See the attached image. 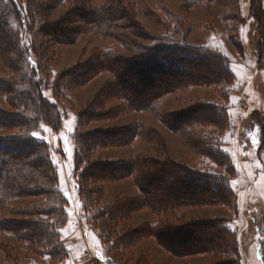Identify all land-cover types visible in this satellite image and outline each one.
<instances>
[{
    "label": "trees",
    "instance_id": "1",
    "mask_svg": "<svg viewBox=\"0 0 264 264\" xmlns=\"http://www.w3.org/2000/svg\"><path fill=\"white\" fill-rule=\"evenodd\" d=\"M67 1L49 0V6L59 7ZM92 1L76 0L75 6L69 8L60 21L50 26L46 25L47 27L39 31L49 42L61 45L75 44L79 38L90 36L92 39L113 42L123 48V51L96 49L88 58L61 74V83L57 86L56 93L66 92L69 87L74 90L80 89L101 74L110 76L107 84L80 114V127L90 125L99 119L115 120L131 113L159 114L165 126L167 125L169 129L177 133L188 147L191 143L189 150L194 148L193 157L196 161L209 159L222 168L224 174L215 175L207 170L193 169L176 162L167 151L165 139L154 132L153 128L141 123L114 131L91 130L87 133H78L77 139L84 143L86 155H80L79 152L74 155L73 176L79 180V199L83 211L86 214L92 212L90 196L97 195L100 200L102 199L105 193L103 185H109L108 183L116 182L124 177H133L134 183L141 191V200L134 202L135 200L118 201L117 199L115 203L100 210L93 216L99 228L105 227L110 234L116 236V239L125 243L133 242L127 238L129 233L118 235L120 219L131 215V208H147L158 217V223L143 226L144 230L138 231L136 239L139 235L148 233L147 235H152L156 241H160L162 248L167 249L171 254L183 257L193 254L194 248L198 247V252L223 256L229 264H236L235 260L239 258L238 253L240 254L239 243L237 236L229 228L227 220L212 219L202 223L201 226L204 225V229L213 228L217 237L215 239L209 237L206 240L198 236L189 247L187 244L180 245L185 240L180 239V236L186 235L189 227L193 226L195 229L199 227L190 223L183 224L180 220L182 217L179 215L182 210L199 205H225L232 209L237 207V195L230 184L231 179L236 177V170L229 155L223 150L222 139L198 132L199 127L211 126L218 129L222 136L231 128L228 90L236 83V77L231 71L230 61L221 53L211 49L177 44L171 41V38L150 34L135 19L137 8L124 0H106L99 5H94ZM11 13L21 18L23 33L18 44L20 48L18 51L27 61L28 71L26 74L23 73L25 77L19 74L15 81L14 79L0 80V87L10 84L9 91L3 89V92L9 95L10 110L0 108V129L10 131L16 127H22L33 130V125L43 123L60 133L64 128L66 116L60 106L45 95L47 83H45L42 66L37 59L43 51L39 48L41 44H38L36 36L31 35L28 11L22 2H14L11 10L0 4V38L4 39L5 46H9L0 54H7L14 49L17 51L18 48L14 30L8 23ZM250 18V29L254 34V44L256 43L254 55L257 66L261 69L262 64L264 65V0H251ZM247 32L250 30L248 29ZM10 35H13L14 43ZM139 39L149 43H141ZM241 46L245 50L244 44ZM13 56H16V53ZM148 68L159 71L164 79L171 81V86H156L150 94L138 99L135 96L139 94V90L132 86L133 84L131 88H124L122 83L125 77L132 78L137 72L141 74ZM190 68L196 70L197 76L201 78L197 81L194 77L188 78L187 71L190 72ZM65 74L70 75L68 83L66 78H63ZM118 86L120 90L115 89L116 87L118 89ZM198 86L218 88L219 101L210 104L197 99H185L179 102L175 112L161 108L168 96L186 95L189 89ZM113 101H119L121 104L109 108L108 103ZM261 119L260 136L257 130L254 131L256 137L259 136L260 149L264 146V118ZM140 139L158 144L156 156H137L129 161L117 162L95 159L99 149L132 145ZM157 173L160 176H166L168 182L171 181L172 185L167 187L165 196L154 194L150 189L153 185V177ZM0 182H2L0 187L9 191L6 194L3 193V196L12 195V192L19 195V190L25 191L29 188L34 190L31 191L33 193L37 190V195L46 194L55 199L51 201L52 205L42 210L34 207L33 210L28 211L29 213L24 212L23 222L25 225L26 222L33 224H30L33 228L25 227L22 231L27 236V232L32 230L28 241L35 246L39 254L55 259H61V255L66 257L59 243L60 230L66 225L64 201L59 192L57 169L52 163L45 142L28 134L0 139ZM2 189L3 192L5 189ZM6 222L13 223L11 220ZM104 233L105 237L106 233ZM192 233L188 235L191 236ZM175 238L176 242H174ZM167 243L170 245L169 248H167L169 245L165 246ZM262 250L264 252L263 244ZM233 257L234 260H232Z\"/></svg>",
    "mask_w": 264,
    "mask_h": 264
},
{
    "label": "rangeland",
    "instance_id": "2",
    "mask_svg": "<svg viewBox=\"0 0 264 264\" xmlns=\"http://www.w3.org/2000/svg\"><path fill=\"white\" fill-rule=\"evenodd\" d=\"M75 1L68 0L59 7L49 6V0H1L0 2L3 7H8L10 10L13 8L14 2H22L24 7L27 8L31 35L36 36L38 44H41L39 48H42L43 51V54L37 59L42 66L45 83H47L45 94L51 101L56 102L60 106L66 116L64 128L60 133L43 123L36 126L33 125V130L22 127H16L10 131L0 129V139L20 134L33 136V133L44 137L37 138V136H33V138L45 142L48 154L57 169L59 192L64 201L63 211L66 224L60 230L59 243L66 257L61 255V259H55L48 255L39 254L35 250V246L28 241L32 230L27 232V236L22 231L23 228H29L33 225L31 223V225L28 224V222L25 225V222H23L24 212L33 210L32 208L34 207H38L37 210H42L46 206L52 205L51 201L55 199L46 196V194L37 195V190L33 193L31 191L34 190H29V188H26L27 190L25 191L19 190V195L12 192V195L3 196V193L6 194L9 191L0 187L4 190L2 192L0 189V264H229L223 256L219 257V255L212 253L198 252V247L194 248L195 252L193 254L186 255L191 257L176 259L167 254V249H163L161 242L156 241L154 236L147 235V233L146 235H139L136 239L138 231L144 230L143 226H146L149 222L151 224L158 222V217L147 208H131V215L120 219L118 235L129 233L127 238H130L133 242L125 243L116 239V236L110 234L105 227L101 226L99 228L93 216L100 210L115 203L117 199L118 201L135 200L134 202L141 200V195L130 196L135 194L134 188H138L134 183L133 177H124L116 182L108 183L109 185H103L105 193L101 200L97 195L90 196L89 200H92L93 205L92 212L86 214L83 211L82 203L79 199V180L73 176L74 155L76 152H79L78 154L80 155H86L84 143L80 142L79 138L77 139L78 133H87L91 132V130L114 131L119 128L131 127L132 125L130 124L136 120L144 121L154 126L153 131L165 139L163 140L170 156L172 154L177 159L194 167L209 170L217 175H223L224 170L208 159L196 161L197 163L193 162L191 157L193 156L194 148L193 150L191 149L192 152L187 150L191 143H189L188 147L177 133L168 131L167 125L165 126L164 122L161 121L159 114L131 113L130 118L123 116L115 120L99 119L90 125L80 127V114L107 84L110 76L101 74L80 89L74 90L68 86L69 88L66 92L58 91L56 93L57 86L61 83V74L88 58L96 49L100 51L104 49L123 51V48L113 42L92 39L90 36L79 38L75 44L61 45L49 42L39 33L40 30L42 31L47 27L46 25L50 26L60 21L69 8L75 6ZM105 1L93 0L92 3L99 5ZM124 1L137 8L135 19L150 34L171 38V41L177 44L207 43L209 45L207 47L215 48L212 47L214 43L219 48L215 49L219 50L230 60L231 71L236 76V83L228 90L232 127L223 134L225 138L221 137L220 134L217 135L214 131L217 130L219 133V130L211 126L199 127L198 132L209 136L215 134L213 137L222 139L223 150L229 155L236 170V177L231 179L230 184L237 195V207L232 209L225 205L208 204L182 210L179 215L182 217L180 220L183 224L197 225L203 230L195 229L193 226L189 227L186 235L180 236V239H185L180 245L187 244L190 247L194 242L193 240H196L198 236L206 240L209 237L215 239L217 237L216 231L212 230L213 228L204 229V225L201 226L202 223L218 217L228 218L230 227L238 235L239 239L237 238V242L240 243L238 244L240 254L238 253L239 258L235 260V263L264 264V258L263 260L260 258L258 251L260 244H263L264 249V146L260 149L258 144L262 126L261 118H264V72L258 77L256 90L254 91L250 85L251 81L254 82V62L251 55L256 60L254 55L256 43L254 44V34L251 33L250 29L251 0ZM8 23L14 30V38L17 41L16 47L18 46V48L17 51L14 49V51L7 54H0V80L11 81L14 79L15 81L19 74L21 77H25L23 73H27L26 66L28 64L18 51V49L20 50L18 44H20V37L23 33L21 18L11 13ZM246 29L250 30L249 36ZM11 37L14 43L13 35ZM3 40L0 38V52L9 47L3 44L5 43ZM139 41L144 44L149 43L142 39H139ZM241 44H244L245 50ZM230 50L233 54L230 53ZM14 53H16V56H13ZM260 70H264L263 64ZM154 71L148 68L144 69L141 74L137 72L136 76L133 75L132 78L125 77L122 85L124 88H131V84H133L132 86L139 90V94L135 96L138 99L150 94L156 86H171L169 79H164V76L159 71ZM195 71L190 68V72L187 71V73H189L188 78L194 77L195 81H197L201 77L197 76ZM69 77L70 75H63L67 83L69 82ZM3 89L9 91L10 84L0 87V108L10 110L9 95L5 94ZM115 89L120 90L121 88L118 86V89L117 87ZM219 95L218 88L201 86L192 87L186 95L176 94L182 99V102L185 99H197L207 103V100L213 96L218 100ZM119 104H121L119 101H113L108 103V107L112 108V106ZM175 104L174 97L168 96L161 108L167 110V106L173 108ZM178 107L179 103H177ZM238 119H240L239 122ZM66 123H70L74 128V133H68L65 126ZM259 126L260 129L258 130ZM46 129H50V131H45ZM256 130L259 134L258 137H256L254 132ZM62 134L68 136L67 147L72 150L71 158L62 150L65 147L61 139ZM157 145L153 141L140 139V142L135 146H110L99 149L95 154V159L109 161L102 158L112 160L122 158L126 160L119 161H129L134 159V155L138 153L154 157L156 156ZM61 178L63 182H61ZM153 179V185L150 187L151 191L157 195H167V187L172 185L171 181L168 182L167 177L160 176L159 173ZM73 184L76 185V188H73ZM66 192L70 193V202L65 195ZM125 195H129L130 198ZM116 196L119 197L117 198ZM6 220H11L13 223L8 224ZM180 229L182 230L183 228ZM103 231L106 233L105 237L103 236ZM191 232H193L191 236L188 235ZM211 232L213 233L210 234ZM176 241L175 238L174 242ZM168 245V243L165 244L166 247ZM169 247L170 245L167 248ZM198 253H202V255L195 256ZM262 254L264 256V252ZM172 255L180 257L175 254ZM232 260H234V257Z\"/></svg>",
    "mask_w": 264,
    "mask_h": 264
},
{
    "label": "crops",
    "instance_id": "3",
    "mask_svg": "<svg viewBox=\"0 0 264 264\" xmlns=\"http://www.w3.org/2000/svg\"><path fill=\"white\" fill-rule=\"evenodd\" d=\"M249 33V32H248ZM248 36H249V34H248ZM187 45H191V46H196V47H204V48H208V49H211V50H213V51H216V52H219V53H221L219 50H217V49H215V48H218V47H216L215 45H214V43H213V45H212V47H215V48H211V47H207V46H209L207 43H204V44H196V43H188ZM219 49V48H218ZM225 51H227L225 48H223ZM230 53L231 54H233L232 52H231V50H230ZM222 54V53H221ZM223 55V54H222ZM226 57V56H225ZM251 57L253 58V62H254V74H253V77H254V82L253 81H251V83H250V85H251V88L255 91L256 90V84H257V79H258V77L259 76H261L262 75V73L264 72V70H260L259 68H258V66H257V62H256V60H255V58L251 55ZM227 58V57H226ZM228 59V58H227ZM229 60V59H228ZM230 61V60H229ZM253 69V68H252ZM234 74V73H233ZM235 75V74H234ZM236 77V76H235ZM169 97H174V99H175V107H173V108H169L168 106H167V111H169V112H175L176 110H177V103H179V102H181L182 101V99L179 97V96H176V95H171V96H169ZM208 101V103H210V104H215V103H217L218 101H219V99L217 100V98H215V96H213L211 99H208L207 100ZM132 115V114H131ZM131 115H127V117L126 118H130L131 117ZM229 115H230V110H229ZM126 118H124V119H126ZM240 121V119H238V122ZM230 122H231V116H230ZM138 123H141V124H144L145 126H147V127H149V128H155L154 126H152V125H150V124H148V123H146V122H144V121H140V120H136V121H134V122H132L130 125H134V124H138ZM231 127H232V123H231ZM166 128V127H165ZM167 130L168 131H170L171 133H173L172 132V130L171 129H169L168 127H167ZM217 135H219V133H218V131L216 130V131H214ZM215 134H213L212 136H214ZM225 135H222L221 137H223V138H225L224 137ZM179 138H181V137H179ZM178 138V139H179ZM138 142H140V140H137V141H135L132 145L133 146H135ZM183 144V143H182ZM168 145V144H167ZM185 146V145H184ZM186 147V146H185ZM187 148V147H186ZM188 151H189V149H187ZM137 156H140V157H142V156H147V157H151L152 155H144V154H135L134 155V157H137ZM171 158H173L176 162H178V163H182V164H185V165H187L188 167H191V168H193V169H200V168H198V167H194V166H192V165H190V164H188V163H186V162H184V161H182V160H180V159H177L175 156H173L172 154H171ZM192 158V161L193 162H195V163H197L196 162V158H194L193 156L191 157ZM103 160H109V161H119V160H126V159H122V158H118V159H105V158H102ZM127 160H129V159H127ZM202 160H204V159H202ZM209 160V159H208ZM209 161H211V160H209ZM213 164H215L213 161H211ZM216 165V164H215ZM218 166V165H217ZM219 167V166H218ZM207 171H209V170H207ZM210 172V171H209ZM210 173H212V172H210ZM212 174H215V173H212ZM215 175H217V174H215ZM231 189H232V187H231ZM233 190V189H232ZM134 192H135V194H132V195H130V196H139V195H141V191L139 190V188H134ZM233 192L235 193V191L233 190ZM236 194V193H235ZM124 196V195H123ZM126 197H129L130 198V196L128 195H125ZM117 198L119 197V196H116ZM113 200V199H112ZM188 210V209H187ZM225 219V220H227L228 221V226H229V228L235 233V235L237 236V238H238V235H237V233L230 227V220L228 219V218H221V217H218V218H214V219ZM158 223V222H157ZM157 223L156 224H151L150 222L148 223V224H150V225H157ZM239 239V238H238ZM240 244V243H239ZM167 254L168 255H170V256H172V257H174V258H178V259H184V258H189V257H191V256H183V257H175V256H173L171 253H169L168 251H167ZM202 255V253L201 254H197V255H195V256H201ZM209 264V263H208Z\"/></svg>",
    "mask_w": 264,
    "mask_h": 264
},
{
    "label": "snow or ice",
    "instance_id": "4",
    "mask_svg": "<svg viewBox=\"0 0 264 264\" xmlns=\"http://www.w3.org/2000/svg\"><path fill=\"white\" fill-rule=\"evenodd\" d=\"M46 95V94H45ZM73 120H75V118H73ZM67 127V130H68V133L69 134H72L74 133V128L70 125V123H66L65 125ZM45 131H50V129H46ZM33 136H37V138H44V137H40L39 134L37 133H33ZM61 139L63 140L64 144H65V147L62 149L69 158H71L72 156V150L70 148L67 147V142H68V136L66 135H61ZM61 182H63L62 178H61ZM234 183V182H233ZM73 188H76V185L73 184ZM65 195L68 197L69 199V202L71 200V196H70V193H65Z\"/></svg>",
    "mask_w": 264,
    "mask_h": 264
}]
</instances>
